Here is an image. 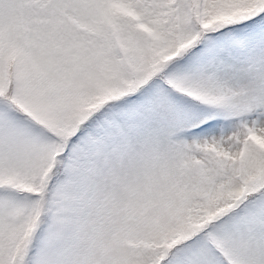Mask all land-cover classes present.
<instances>
[{
  "label": "snow or ice",
  "instance_id": "snow-or-ice-1",
  "mask_svg": "<svg viewBox=\"0 0 264 264\" xmlns=\"http://www.w3.org/2000/svg\"><path fill=\"white\" fill-rule=\"evenodd\" d=\"M0 264H264V0H0Z\"/></svg>",
  "mask_w": 264,
  "mask_h": 264
}]
</instances>
